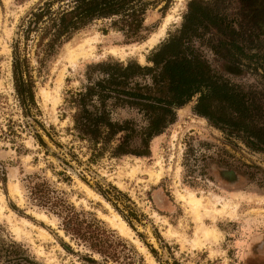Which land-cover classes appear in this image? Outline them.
Returning a JSON list of instances; mask_svg holds the SVG:
<instances>
[{
	"label": "rangeland",
	"instance_id": "1",
	"mask_svg": "<svg viewBox=\"0 0 264 264\" xmlns=\"http://www.w3.org/2000/svg\"><path fill=\"white\" fill-rule=\"evenodd\" d=\"M45 1L0 0V264L18 257L35 264H264V148L256 147L255 142L253 151L244 140L229 137L196 116V99L178 110L176 123L152 143L147 158L117 159L108 152L96 156L73 131L74 110L69 100L81 89L86 67L109 59L146 65L150 52L181 26L191 0H152L156 4L146 13L144 39L140 42L128 40L110 20H100L40 64L37 36L33 34L26 40L20 26ZM205 1H213L226 23L250 36L252 42L246 50L252 60L237 64L208 49L211 64L241 86L264 89V69L257 72L256 68L264 66V17L254 14L252 8L261 0ZM163 30L165 35L159 43L149 48V40ZM96 34L101 39L96 58L79 60L73 66L68 60L71 49ZM16 41L22 56L28 58L35 81L36 107L32 115L25 114L14 87ZM111 48L123 53L112 55ZM252 61L255 65L250 69ZM42 89L60 98V103L53 108L55 99H51L46 104ZM116 118L140 121L130 110L119 111ZM161 161L164 172L156 183L160 173L156 165ZM30 177H40L56 192L52 197L59 196L113 232L121 253L119 260H105L68 236L60 218L30 195ZM13 182L21 189L22 203L11 194ZM190 193L203 203L200 225L191 206L179 200L180 194L188 197ZM219 199L222 202L216 204ZM226 203L230 207L222 213ZM37 214L45 215L53 224ZM113 215L126 224L130 237L104 218L112 219ZM24 222L49 237L42 238L39 231ZM170 226L176 236L165 235ZM212 228L221 236L205 241L200 248L193 247V242L203 241L204 231Z\"/></svg>",
	"mask_w": 264,
	"mask_h": 264
},
{
	"label": "trees",
	"instance_id": "2",
	"mask_svg": "<svg viewBox=\"0 0 264 264\" xmlns=\"http://www.w3.org/2000/svg\"><path fill=\"white\" fill-rule=\"evenodd\" d=\"M212 3L191 0L181 26L150 52L146 65L109 59L86 67L84 83L71 94L69 102L74 110L75 136L87 142L96 156L108 152L117 159L150 157L152 143L176 123L178 110L194 99L196 116L229 137L244 140L253 151L255 142L256 147L264 148V89L231 81L206 55L209 49L237 64L252 60L246 52L252 45L250 36L227 24ZM154 4L152 0H47L31 11L20 28L26 40L33 34L37 36V56L43 64L76 34L100 20H110L128 40L142 41L145 16ZM13 54L15 91L25 114L32 115L36 107L35 81L18 41ZM253 65L252 61L248 68ZM256 68L258 72L264 66ZM122 110L135 112L140 121L117 119ZM29 180L32 198L60 218L68 236L105 260H119L116 236L101 221L88 218L59 196L52 197L56 192L40 177ZM116 194L123 196L117 190ZM6 262L27 261L18 257Z\"/></svg>",
	"mask_w": 264,
	"mask_h": 264
},
{
	"label": "bare ground",
	"instance_id": "3",
	"mask_svg": "<svg viewBox=\"0 0 264 264\" xmlns=\"http://www.w3.org/2000/svg\"><path fill=\"white\" fill-rule=\"evenodd\" d=\"M172 18H169L167 20V23L171 20ZM165 30V28H164ZM161 31L160 33L154 35L150 40L149 42L147 43L149 45V48H154L158 43H159V39L160 37L164 36L165 35V31ZM101 43V39L99 37V35H95V36H91V37H88L86 39H84L81 43H79L74 49H71L70 51V57L68 58V60L70 61V63L73 65V66H76V64L79 62V60H82V59H94L96 58V49H97V45ZM109 53L112 54V55H119L121 53H123L122 51L120 50H117L115 48H111L109 50ZM124 55V54H123ZM142 61L144 62V58L142 57ZM62 82V80H61ZM60 82V83H61ZM42 96H43V99L45 101L46 104H48L51 99H55L54 96L49 92V91H46V90H43L42 89ZM60 103V98H57L54 100V106L53 108L58 105ZM139 164V163H138ZM160 168V173H158L156 175V183L160 182V180L162 179V175H163V172H164V167H163V163L162 161L158 163V165H156ZM136 168V167H135ZM137 170V169H136ZM136 170L133 171L132 175H135L136 173ZM153 174V173H152ZM155 175V174H154ZM155 179V178H154ZM150 181V180H149ZM154 183V182H153ZM19 185L16 183V182H13L12 183V186H10V191H11V194L14 196V197H18L20 199V203L23 202V199H22V195H21V192L18 187ZM90 196H93V193L91 194L90 192H87ZM1 200L4 202V199L1 198ZM179 200H181L182 202H185L187 204H189L191 206V208L195 211V214H196V218L199 222V225L200 223L202 222V215H201V209L203 208V203H202V200L197 198L194 194L190 193L188 197L184 196V195H179ZM226 201V200H225ZM222 201L219 199L217 200L216 204H220ZM230 206L229 204H224V208H223V211H221L222 213L225 212L226 209H228ZM236 208V207H235ZM204 210V209H203ZM231 210V209H230ZM3 209H0V217L3 216ZM207 212V211H206ZM234 212V211H233ZM155 214V213H154ZM219 215V214H218ZM37 216L39 218H41L42 220H45L46 222L48 223H52V221L48 220V218L45 216V215H41V214H37ZM155 217L157 219H160L159 216H157L155 214ZM104 218H106L115 228H117L119 230V232L125 236H128L130 237L129 233H128V228L126 226V224L122 221V219L117 216V215H113V218H108L107 216H104ZM233 218V217H232ZM111 220H114V221H111ZM25 225L27 226H30L33 230H37L41 233V236L42 238H47L49 237L44 231L42 230H39L37 229L36 227L28 224L27 222H24ZM164 224H166V222H164ZM200 227V226H199ZM18 233L20 232L19 229L16 230ZM200 231V230H199ZM202 231V230H201ZM22 233V232H21ZM201 233V232H200ZM165 235L167 237H171V236H176L177 233L173 230V228L170 226V229L167 231V233H165ZM203 235V234H202ZM219 235H220V231H218L216 228L215 229H207L204 231V240L202 241L201 239L199 241H195L193 242V247H201V245L205 244V241H210L211 239H214V240H217L219 238ZM221 236V235H220ZM199 247V248H200Z\"/></svg>",
	"mask_w": 264,
	"mask_h": 264
},
{
	"label": "flooded vegetation",
	"instance_id": "4",
	"mask_svg": "<svg viewBox=\"0 0 264 264\" xmlns=\"http://www.w3.org/2000/svg\"><path fill=\"white\" fill-rule=\"evenodd\" d=\"M247 1H249V3L254 2V0H247ZM262 2L263 0H261V3H257L255 7L253 6L252 8L254 9V14L264 17V3Z\"/></svg>",
	"mask_w": 264,
	"mask_h": 264
}]
</instances>
